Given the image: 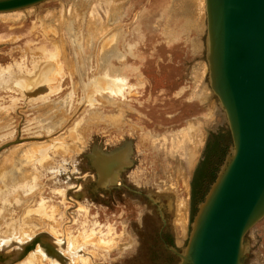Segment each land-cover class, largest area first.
<instances>
[{
    "label": "rangeland",
    "instance_id": "rangeland-1",
    "mask_svg": "<svg viewBox=\"0 0 264 264\" xmlns=\"http://www.w3.org/2000/svg\"><path fill=\"white\" fill-rule=\"evenodd\" d=\"M114 1L49 0L19 11V19L0 17V159L14 147L28 150L36 171L27 193L0 195L1 258L17 249L9 241L3 244L13 221L16 236L47 232L64 240L75 250L74 256L61 250L67 264H178L170 248H185L197 208L231 151L225 113L209 86L206 14L184 27V20L171 22L168 16L172 0ZM68 21L73 34L65 31ZM88 28L94 37L105 28L107 41L123 37L125 56L115 64L127 68L126 81L113 80L96 65L59 77L63 51L74 58L79 46L89 44ZM40 63L50 74L46 86L36 93L34 84L32 95L25 94L18 82ZM71 91L68 119L51 132L42 131V103L47 108ZM93 111L101 115L88 125ZM119 112L118 123L102 119ZM205 119L211 123L204 126V143L188 174L182 172L183 157L165 155L168 142L163 147L151 142L152 135L158 140L156 133L161 137ZM126 144L132 164L112 184L101 182L94 150L112 152ZM180 200L188 203L184 233L174 225ZM22 217L37 225L22 224ZM245 246L243 264H264V219L247 233ZM42 255L15 257L8 264H25L28 258L34 264H61Z\"/></svg>",
    "mask_w": 264,
    "mask_h": 264
},
{
    "label": "water",
    "instance_id": "water-1",
    "mask_svg": "<svg viewBox=\"0 0 264 264\" xmlns=\"http://www.w3.org/2000/svg\"><path fill=\"white\" fill-rule=\"evenodd\" d=\"M47 0H0V13ZM212 92L232 139L193 217L178 264H243L245 235L264 219V0H205Z\"/></svg>",
    "mask_w": 264,
    "mask_h": 264
},
{
    "label": "bare ground",
    "instance_id": "bare-ground-1",
    "mask_svg": "<svg viewBox=\"0 0 264 264\" xmlns=\"http://www.w3.org/2000/svg\"><path fill=\"white\" fill-rule=\"evenodd\" d=\"M44 2L46 1H43L29 8L21 9L19 11L36 7L38 5L43 4ZM109 2L114 5L115 1L109 0ZM117 6L120 5L118 4ZM205 7V0H172L170 1V4L167 8L169 11L168 16L172 19L171 22H175L176 20H179L181 18V20L185 21L184 27H188L189 25L191 26L192 24L198 23L201 19V15L206 14ZM114 9L118 10L116 6L112 10L115 11ZM19 11L16 10L8 13H0V17L3 19H19L21 16V13ZM90 17L91 19L94 18L92 14H90ZM61 20L62 19H60L57 23H62ZM114 21H116V18L112 17L111 15L110 23L114 25ZM73 28L74 27H72L71 22L68 21L65 26L66 33H75V28ZM98 30H100V28ZM88 31L90 35L88 38L89 44L86 43V45L79 46V48L77 49L76 56L74 58H72L71 55L63 51L62 55L65 60L63 59L64 64H62L63 66L61 65L60 67L58 73L59 77H62V75L65 73H67V75L73 76L76 70L78 69L86 71L96 65L98 72L100 70L104 71L107 74H105L106 76H110L115 81H126L127 78L123 70H127V68L124 66L117 68L115 64V61L121 60L125 56V42L123 40V37L117 34V36H114V39L107 41L106 39H102L105 33V28L103 30H100L98 36L96 37H94L93 34L95 33L92 32L90 28H88ZM93 40L95 41L94 46L91 43L93 42ZM129 44L127 42V45ZM37 52V54H33V57H38V55L41 53V50L39 49ZM70 58L72 60L79 59L82 62L80 64H77L74 63ZM46 70L47 67L45 68L44 64L40 63L38 67L34 68V71L25 75V77L21 79L22 82H18L23 88V92L29 91L28 93L32 95L31 91L33 89L32 86H34V84H37V91L34 92H41L43 87L46 86L47 79L50 75L49 73H47ZM60 74L62 75L60 76ZM102 74L104 75L103 72ZM2 76L3 71L0 72V78H2ZM5 77L10 78V76ZM114 83L115 82L112 81L113 85ZM18 89L21 91L20 88ZM72 97L73 92L71 91L69 94H66L64 98H58L54 99V101H51L52 103H49L47 108L44 107L46 103H42V108H44L46 111L44 114V118L42 119V123L46 124H42V131L47 133L51 132L56 128L60 127L63 121L68 119L67 108L69 107L72 101ZM43 99L45 101L46 98L44 97ZM118 106L120 107V105ZM121 110L122 108H120V111ZM100 115L101 113L93 111L87 117L88 121L86 123L90 125L91 122L95 121L96 119L98 120V117ZM120 117L121 112H119V114L116 116H110L107 114V116L102 117V119H106L110 123L112 122L114 124L118 123L117 121L120 119ZM210 123V119L200 120L198 122H190L181 130L176 132H173L172 130L169 134L164 133L161 137H159L160 134L156 133L155 137L158 136V140H155L153 135L150 136L151 142L155 144L157 141V147H163L168 142V146L165 149V155H168V157H171L173 159L178 156L183 157L185 160V166L181 165L183 166L182 172L188 174L194 167V164L203 146L205 137V134L203 132L204 126L207 127ZM145 139H147V137H145ZM131 152L132 150L130 144H126L120 149H114L112 150V152H103L102 150L95 149L93 160L95 161V164L100 173L101 182L112 184L113 181H115V179L119 176L120 172L125 170L126 166H130L132 164V160L130 158ZM33 157L34 154L29 155L28 150L18 151L16 147H14L10 150L7 155L3 156L0 159V185H4V187L0 189L1 196L3 195L4 197H6L7 195H11L12 192L15 190H20L23 193H27L28 190L31 189V183L35 182L36 180V175H34L36 171L33 168ZM28 167H31V169L28 170ZM175 167L176 166L172 167V169H174ZM21 169L22 171L20 172ZM5 202L8 201L5 200ZM15 202L18 203L17 200H15ZM187 204L188 203L186 202V200H180L177 202L178 211L176 213L177 215L175 216L174 225L175 227H178L180 231H182L181 233L185 232L186 225L188 223V216L186 210ZM170 205L172 207V203H170ZM6 211H9V208L6 209ZM9 219L10 217H5L6 221H8ZM29 223L37 225L36 221L32 220L28 222L25 221L24 217H22V224ZM40 224L41 223H39L38 225ZM13 225V221L7 224V230H11V232L9 234V238H7V240H4L3 244L9 241L10 244L16 245L17 249L14 251L13 254L10 252L7 253L3 258L0 257V262H5V264H8L15 260V257H28L36 252L41 253L43 255H52L57 262H60L61 264H67L69 260L67 261V258H65L63 252H67L71 254V256L75 255V250L73 251L71 249V246H68L64 240H58L47 232H41L35 236H28V234L26 233H22L16 236V234L14 235V228L16 227H14ZM25 238V241L22 240ZM1 248H3V246H0V249ZM61 250L63 252H61ZM29 259L30 258L26 259L25 264H34L33 260Z\"/></svg>",
    "mask_w": 264,
    "mask_h": 264
}]
</instances>
